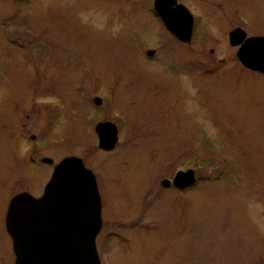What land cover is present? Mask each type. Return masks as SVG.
Listing matches in <instances>:
<instances>
[{
	"label": "rangeland",
	"instance_id": "rangeland-1",
	"mask_svg": "<svg viewBox=\"0 0 264 264\" xmlns=\"http://www.w3.org/2000/svg\"><path fill=\"white\" fill-rule=\"evenodd\" d=\"M233 1V11L245 3ZM209 36L184 47L124 0H0L10 42L0 75H14L0 88L21 89L27 108L20 121L19 96L0 91V264L16 259L9 196L32 186L36 167L24 166L23 134L45 144L44 185L66 157L98 176L106 231L131 241L100 237L103 263L264 264V76L234 62L214 70L211 50L228 51ZM105 122L118 129L112 151L99 146ZM190 169L193 186L162 185Z\"/></svg>",
	"mask_w": 264,
	"mask_h": 264
},
{
	"label": "water",
	"instance_id": "water-1",
	"mask_svg": "<svg viewBox=\"0 0 264 264\" xmlns=\"http://www.w3.org/2000/svg\"><path fill=\"white\" fill-rule=\"evenodd\" d=\"M166 4L165 0L157 1L158 15L174 36L190 42L193 21L187 10L181 6L167 10ZM245 56V64L254 61L247 53ZM96 132L101 149H115L119 137L114 123H99ZM195 183V172L190 169L162 185L183 190ZM7 228L13 239L15 264H102L96 245L102 228V199L94 172L79 157L64 158L41 197L21 193L12 199Z\"/></svg>",
	"mask_w": 264,
	"mask_h": 264
},
{
	"label": "flooded vegetation",
	"instance_id": "flooded-vegetation-1",
	"mask_svg": "<svg viewBox=\"0 0 264 264\" xmlns=\"http://www.w3.org/2000/svg\"><path fill=\"white\" fill-rule=\"evenodd\" d=\"M124 1H126V3L128 4H132L136 6V8H140L141 11H143V13H145L146 15L152 16V18L155 17L159 19L163 23L165 29L168 30L167 26L165 25V23L163 22V20L160 18V16L157 13L156 3L158 0H151V2L149 3H148L149 0H124ZM194 1L195 0H165V3H167L166 4L167 10L177 9L179 8V6H181V8H183L184 10H187L186 12L190 15L193 21V32H192L191 41L183 42L175 36L176 42H179L184 47H187V45H192L194 41H196L197 43L198 39L201 40L200 42H203L207 38V36L210 37L209 35H211V41L213 45L214 44L219 45V43H221V45H223L225 49L228 51V55H226L227 52H223L225 54L223 57H221L219 54L216 55L215 48L211 50L212 56L210 57V59L213 64L212 68L214 70L218 71L220 69L219 68L220 64L234 62V63H238V66L242 68L241 70L245 69L251 72L252 75L264 76V0H244L246 5H248L247 4L248 2L249 3L252 2L255 6L257 5V3H260L261 5L260 14L251 13L250 11L253 9H250V8H249V12H245L243 10L245 3H243V6L241 7V9H238V10L236 9L233 11L230 8V5L234 3L233 0H198L200 6L195 5ZM248 14H251L252 16ZM208 17L209 18L211 17L213 19L212 23L207 20ZM9 44L10 42L8 41H0V49H2L4 53L3 59L0 58L1 67H4L8 62V58L6 57L5 52L8 50L7 48ZM245 53L249 55L251 60H254L249 65L245 64V62L247 61ZM13 76L14 75H0V79H6L7 81H10L11 77ZM0 91L4 92L2 95H9V96L18 95L19 96V102L16 103L14 106H15V111H16L15 116H17L21 121V119H23L24 111L27 110V108H23V106L25 105L23 104V98L20 94L21 89L19 92H15V93L10 88H0ZM98 99H101V98H98ZM34 106H35V109H37V107H42L43 105H41L36 100L34 103ZM51 106L53 109H55L57 104L52 103ZM23 136H25L24 137L25 145L23 147V155H22L23 163L25 164L29 160L36 167H35V171H33L34 172L33 177H32L33 180L30 183L32 186L28 188L27 185L26 187L24 185L23 191L17 192L14 195V197L21 193L30 194L31 191H34V195H33L34 197H40L43 195L45 188L48 184L46 183L44 185V182H43V167H44L43 163L44 161H46L47 163H52V162L50 158L44 159L42 158V156H38V155H41L43 151L45 150V144L43 143V140L39 138L38 134H34L30 136H28L27 134L26 135L23 134ZM24 166H26V164ZM55 167H54V170H55ZM53 172L51 174V177L53 175ZM24 175H25V171L23 170V182L26 180L24 179ZM95 176L97 178L98 188L100 191L102 205H103L102 207V228H101L100 233L97 236L96 243L100 237H102L104 234L107 233V238L109 239L113 238L117 240L121 244L125 245L124 247H127V245L130 246L131 241L127 242V239H123L120 233L116 231H110L111 229L109 230L110 232L106 231L104 227L105 200H104V195H103L101 185L99 183L98 176L96 174ZM164 180H168V179L165 178ZM14 197L11 195L9 196L8 204L6 206V211L4 215V225H5V230H6L5 231L6 235L4 236L5 238L6 236L7 238H9L8 241H10L11 239L12 244H13V239L7 228V215H8L10 203ZM0 249H1V245H0ZM97 249H98L99 256H100V252L105 251L106 246H103L102 248V245L99 240V244H97ZM100 259H101V256H100ZM15 262H16V259H15ZM4 264H11L10 260L8 259V263H4ZM102 264H106V263L102 262Z\"/></svg>",
	"mask_w": 264,
	"mask_h": 264
}]
</instances>
